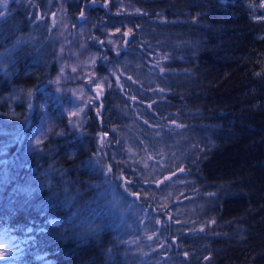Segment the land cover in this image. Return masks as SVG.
<instances>
[{
    "label": "trees",
    "instance_id": "trees-1",
    "mask_svg": "<svg viewBox=\"0 0 264 264\" xmlns=\"http://www.w3.org/2000/svg\"><path fill=\"white\" fill-rule=\"evenodd\" d=\"M124 1L129 9L114 14L105 0H0V182L39 119L41 95L62 129L21 170H45L51 182L23 190L20 177L2 188L0 241L19 248L12 264H264V0ZM86 7L97 21L91 43L103 25L130 34L111 55L119 71L98 108L71 129L50 91L52 55L58 20L79 23ZM129 135L155 161L171 151L165 176L189 195L169 251L177 263L140 254L156 223L140 230L130 198L113 190L118 173L134 179L140 202L156 194L115 157Z\"/></svg>",
    "mask_w": 264,
    "mask_h": 264
},
{
    "label": "rangeland",
    "instance_id": "rangeland-1",
    "mask_svg": "<svg viewBox=\"0 0 264 264\" xmlns=\"http://www.w3.org/2000/svg\"><path fill=\"white\" fill-rule=\"evenodd\" d=\"M106 2H109L114 14H119L129 9L124 0H105ZM80 17L81 21L79 23L65 15L58 20L59 38L55 43L52 55V59L56 64V73L50 82V91L53 97L61 102L67 125L71 129H76L83 125L84 117L90 108H98L102 92L111 85L112 75L119 71L118 66L112 63L111 55L117 54L122 50L121 48L124 47V44L129 41L130 34L127 27L121 26L112 29L103 25L100 28L101 32L97 35V39L100 41L98 42L94 39L95 42L93 44L90 40L94 38L91 27L97 22L95 14H93L90 7H86L80 12ZM124 33L128 37L127 40H125ZM99 61L105 66L103 72H99L96 69V64ZM47 104V95H41L39 97L41 114L26 136L23 149L15 158L13 166L0 182V200L2 188L10 180H18L21 177L20 185L23 190H27L33 185L44 186L47 182H51L50 175L45 170L37 171L33 169L27 174L21 171L27 155L39 149L51 132L54 131L56 134L62 132L61 128L57 129L55 127L50 112L47 110ZM116 152L115 157L118 158L122 165L131 164L135 168L134 171L139 175V180L146 181V184L140 189H145V191L153 189L154 185L151 183H156L154 187L156 194L152 198L149 195L143 196L144 200L140 202V196L134 190L133 178L120 176L118 173H114L112 177L113 190L118 194L123 193L122 197L128 196L130 198L127 204L130 206L128 212L132 215V222L142 223L139 225L141 227L140 230L143 229L147 222L154 221L156 223L153 229L154 233L144 229V234H141L143 238L142 244L146 247V252L143 251L140 254H146L153 258H157L158 255H163L164 258H167L170 255L171 259L177 263L169 251L176 248L174 239L175 227H178L179 223H182V219L188 216L185 213L188 206L183 205L181 202L187 200L189 195L185 194L184 191H172L173 187H175L173 185L174 181L169 178L170 175L165 176L166 170L163 165V157L168 159L172 152L160 149L162 155H159L155 161L154 157H147L146 150L136 144L130 135L122 138V145ZM173 156L175 155H172L171 158ZM148 181L151 182L149 183ZM145 201H148L149 204ZM155 205L157 208L153 207ZM152 207L155 210H152ZM139 209H142L141 213L139 215L136 213L133 217V211H138ZM177 210H180L181 213L174 212ZM135 242L138 247L141 246L139 239ZM18 252L19 248L16 243L11 240H1L0 264H12ZM182 254L187 255V252L184 251ZM166 263H169V261H166Z\"/></svg>",
    "mask_w": 264,
    "mask_h": 264
},
{
    "label": "water",
    "instance_id": "water-1",
    "mask_svg": "<svg viewBox=\"0 0 264 264\" xmlns=\"http://www.w3.org/2000/svg\"><path fill=\"white\" fill-rule=\"evenodd\" d=\"M123 35L125 36V40H127L128 39L127 35L125 33ZM96 95L98 94L96 93Z\"/></svg>",
    "mask_w": 264,
    "mask_h": 264
},
{
    "label": "snow or ice",
    "instance_id": "snow-or-ice-1",
    "mask_svg": "<svg viewBox=\"0 0 264 264\" xmlns=\"http://www.w3.org/2000/svg\"><path fill=\"white\" fill-rule=\"evenodd\" d=\"M102 6H105V7H106V6H107V4H104V5H102ZM109 43H111V41H109Z\"/></svg>",
    "mask_w": 264,
    "mask_h": 264
},
{
    "label": "bare ground",
    "instance_id": "bare-ground-1",
    "mask_svg": "<svg viewBox=\"0 0 264 264\" xmlns=\"http://www.w3.org/2000/svg\"><path fill=\"white\" fill-rule=\"evenodd\" d=\"M31 154V153H30ZM31 158V157H30ZM13 188H14V186H13ZM10 190V189H9Z\"/></svg>",
    "mask_w": 264,
    "mask_h": 264
}]
</instances>
